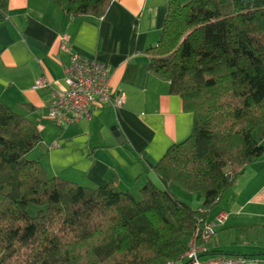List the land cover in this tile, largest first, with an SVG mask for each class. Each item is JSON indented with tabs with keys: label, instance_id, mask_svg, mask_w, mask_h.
<instances>
[{
	"label": "trees",
	"instance_id": "trees-1",
	"mask_svg": "<svg viewBox=\"0 0 264 264\" xmlns=\"http://www.w3.org/2000/svg\"><path fill=\"white\" fill-rule=\"evenodd\" d=\"M49 1L70 18H101L113 0ZM7 6L0 0V25ZM147 54L149 73L192 116L190 136L152 173L201 206L151 182L136 200L111 183L88 189L48 176L25 159L41 141L35 122L0 103V264H186L197 222L264 155V0H167ZM243 232L264 240V225L235 228ZM207 246L204 257H236Z\"/></svg>",
	"mask_w": 264,
	"mask_h": 264
},
{
	"label": "crops",
	"instance_id": "crops-1",
	"mask_svg": "<svg viewBox=\"0 0 264 264\" xmlns=\"http://www.w3.org/2000/svg\"><path fill=\"white\" fill-rule=\"evenodd\" d=\"M166 3L113 0L101 18H70L49 0H8L0 25V103L35 122L41 141L27 156L48 176L88 189L111 183L134 198L148 182L170 190L152 170L167 149L190 136L192 116L181 111L180 99L169 94L168 84L148 71L147 51L159 41ZM61 40L66 52L60 50ZM70 55L107 65L110 94L121 96L122 106L99 107L87 122L41 127L48 95L30 88L39 78L60 87ZM259 162L252 163L251 179L264 175V163ZM262 190L244 199L235 214L264 207ZM220 230L215 235L226 233ZM255 243L263 244L258 239ZM212 247L211 241L210 253ZM237 255L244 264H264V247Z\"/></svg>",
	"mask_w": 264,
	"mask_h": 264
},
{
	"label": "built area",
	"instance_id": "built-area-1",
	"mask_svg": "<svg viewBox=\"0 0 264 264\" xmlns=\"http://www.w3.org/2000/svg\"><path fill=\"white\" fill-rule=\"evenodd\" d=\"M60 50L67 51L63 40L60 41ZM68 61L60 87L39 78L30 88L31 91H45L48 95L46 118L54 126L87 122L99 107H109L112 110L121 108L122 97L110 94L111 70L107 65L86 61L78 55H70ZM228 219L229 214L221 212L211 220L197 222L196 231L183 256L186 264H244L239 257H211L201 260L207 253L206 246L215 231L223 227Z\"/></svg>",
	"mask_w": 264,
	"mask_h": 264
},
{
	"label": "rangeland",
	"instance_id": "rangeland-1",
	"mask_svg": "<svg viewBox=\"0 0 264 264\" xmlns=\"http://www.w3.org/2000/svg\"><path fill=\"white\" fill-rule=\"evenodd\" d=\"M179 2L183 5L187 3V0H179ZM52 125L53 124L48 119H46V121L43 120L41 123V127H46V126L50 127ZM27 155L25 156V159L31 161L32 160L31 155L29 156ZM256 161H260L259 163H264V155ZM253 167H255L254 164H251L247 167L245 174L243 171L241 176L238 177L235 183L233 184L232 188L224 193L220 202L207 214V218L209 220L213 219L216 215H218L221 212H225L230 215V218L226 223V227H225L226 233L224 235L218 233L211 240L213 246L212 248L214 249V251L216 250V251L228 252V253H233L236 256H239L237 254H242V255L248 254V252H251L252 248L261 249L264 247L263 245L264 240L262 239L260 240L261 243L263 244L255 243V241L259 238L252 237V235H254L253 233L250 232L249 233L243 232L241 234L235 233L236 227L264 225V207H261L259 205H255L253 207H247L245 211L239 215V217L237 216V214H235L237 206L243 204L245 201L244 199L252 195L256 190H258V188L263 187L262 193L264 194V175L256 176L253 177L252 179L249 177L250 171L253 169ZM169 193L172 194L177 200L190 206L192 209H197L202 204V198L199 195L187 194L186 192L179 190L178 188L175 187L171 188ZM135 199L138 200V197H136ZM35 212L36 209L31 207L28 211V214L30 216H33ZM248 214L254 215L255 218L245 217ZM220 244L222 246H219ZM207 258L208 257H202L201 260H206Z\"/></svg>",
	"mask_w": 264,
	"mask_h": 264
},
{
	"label": "water",
	"instance_id": "water-1",
	"mask_svg": "<svg viewBox=\"0 0 264 264\" xmlns=\"http://www.w3.org/2000/svg\"><path fill=\"white\" fill-rule=\"evenodd\" d=\"M118 135L117 134H115V137H117ZM118 138V137H117ZM118 140H120V138L118 139Z\"/></svg>",
	"mask_w": 264,
	"mask_h": 264
}]
</instances>
